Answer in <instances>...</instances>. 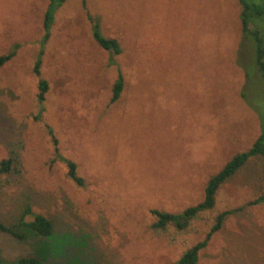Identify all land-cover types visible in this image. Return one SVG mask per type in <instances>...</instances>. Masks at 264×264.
I'll use <instances>...</instances> for the list:
<instances>
[{"label": "rangeland", "instance_id": "rangeland-1", "mask_svg": "<svg viewBox=\"0 0 264 264\" xmlns=\"http://www.w3.org/2000/svg\"><path fill=\"white\" fill-rule=\"evenodd\" d=\"M49 3L0 0V56L17 46L0 70V163L15 160L0 177V223L17 227L30 208L26 222L40 214L54 225L48 239L23 227L15 229L23 240L0 232V259L175 264L233 211L197 264H264V204L247 205L264 193L262 157L187 229L152 227L153 210L201 203L209 180L261 135L264 94L239 0H66L37 74ZM94 20L120 55L96 44ZM120 74L124 88L112 102Z\"/></svg>", "mask_w": 264, "mask_h": 264}, {"label": "trees", "instance_id": "trees-1", "mask_svg": "<svg viewBox=\"0 0 264 264\" xmlns=\"http://www.w3.org/2000/svg\"><path fill=\"white\" fill-rule=\"evenodd\" d=\"M66 2V0H50L47 12L45 15L44 29L45 34L42 41V50L39 53L35 72L39 74V69L42 64V56L44 55V45L50 39L51 27L55 20L56 11ZM241 5L240 22L243 36L246 43H250L254 54V64L256 66L259 79L261 80L263 94H264V0H239ZM85 3V1H84ZM93 38L96 44L103 50L111 53L112 55H120L122 49L120 43L116 39H109L103 36L100 30V25L97 21L93 22ZM16 48L14 46L7 54L0 56V70L8 62H10L16 55ZM243 50V49H242ZM243 61V59L241 58ZM241 65L242 62H241ZM249 74L246 73V79L248 83ZM247 83L244 85V89L241 93L243 99L247 98L245 89L248 86ZM124 88L123 77L120 74L119 79L115 83L112 102L119 99ZM49 87L48 83L44 80L40 81L39 84V101L42 103L45 100V94L47 93ZM262 157L264 159V124L261 120V135L255 141V143L243 153L236 154L224 167L223 169L213 176L205 189L204 200L192 207L187 208L181 213H169L162 210H153L152 214L155 216V223L153 228L156 230H165L169 225L175 226L179 230L187 229L191 222L202 212L212 210L216 203V195L221 188V186L226 183L229 179L234 177L243 166L256 158ZM14 161L12 158L5 159L0 163V177L3 175L10 174L13 171ZM69 169V177L78 185H83L82 179L77 174V165L74 162L66 161ZM259 204H264V193L256 198L255 200L249 202L248 206H255ZM233 211H225L220 213L212 227L211 232H209L208 237L203 242H200L192 249L185 252L182 257L175 264H197L199 261V255L202 249H204L210 238L215 232L220 231L226 218L231 215ZM31 209L26 208L23 216L17 227H23L27 233L32 234L36 237L51 238L54 233V225L50 219L44 215H34V219L31 222H26L25 218L31 215ZM17 227H9L3 223H0V232L12 235L14 238L19 240L25 239L23 233L17 232L15 229ZM0 264H6L2 259H0ZM16 264H45L41 255L21 257L16 261Z\"/></svg>", "mask_w": 264, "mask_h": 264}]
</instances>
